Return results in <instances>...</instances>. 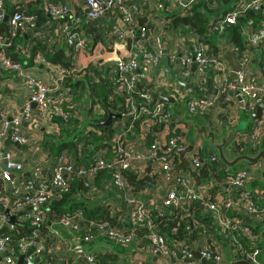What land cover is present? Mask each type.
Returning <instances> with one entry per match:
<instances>
[{
	"label": "built area",
	"instance_id": "built-area-1",
	"mask_svg": "<svg viewBox=\"0 0 264 264\" xmlns=\"http://www.w3.org/2000/svg\"><path fill=\"white\" fill-rule=\"evenodd\" d=\"M6 1L0 0V73L8 71L22 76V65L14 61L10 51L14 47L16 39L25 34L37 32L38 17L27 15L20 10L10 14L6 7ZM81 1L85 3L87 17L92 21L101 20L109 10L110 12H118L125 33H134L136 19L144 14V5L128 6L127 0H109L108 8H105L102 0ZM202 1L208 3L211 10L220 9V0H176L174 5L165 6V2L164 4L158 2L157 6L159 10L186 15ZM31 2L33 1L27 0L22 5ZM20 6L18 5L17 9ZM70 7V2L54 5L49 0H45L41 6L55 18L66 16L71 12ZM261 8L264 9V0H237L231 12L225 16L214 18L212 29L223 34L227 26L237 23L240 16L250 10ZM79 22L80 18L76 16L72 22L65 21L54 28L55 36L64 37L67 45L77 55L87 52L89 48L86 39L74 27ZM140 32L141 38L147 40L153 47L151 53L142 51V55L156 68L165 56L163 41L158 36L152 37L145 27H142ZM119 34L123 36V33ZM248 42L252 47L264 42V23L260 25L259 29L249 34ZM231 48L236 54H239L236 47L232 46ZM32 49L33 46L29 44L23 51L27 59L31 57ZM170 60H179L182 76L186 75L185 68L192 64L197 65L199 75L205 74L206 70L212 66L217 67L221 74H228L229 72L228 65L222 56L208 55V46L201 42L195 54L179 59L172 57ZM239 64L240 71L238 72L237 83H227L223 91L239 92L242 97V110L248 117L252 118L258 105L264 102V87L250 75L248 70L249 59L246 56L240 59ZM115 67L119 76L114 81V94L127 98L126 109H123L119 114H122V118L141 122L143 138L138 139L141 143H134L136 146L129 143L127 138L129 132L120 131L115 138L113 151L97 152L90 157L88 164H77L68 155L63 154L59 157L60 163L51 172L48 171L46 165L40 164L33 167L29 177L24 179L13 175L23 171V164L15 162L12 155L3 153L0 147V179L10 185V194L14 199V204L22 207L23 215L18 217L24 222H29L31 230L28 236L21 238L16 244L13 242L11 233L15 231V225L9 224L5 215L8 198L0 192V231L3 230V226L7 228V233L0 236V256L5 255V264H16V255L24 256L25 264H51L43 259V253L46 250V238L41 232L40 226L46 222L45 210L57 197L69 192L76 180H82L88 191L96 192L95 181L105 171L110 172V180L105 189L117 192L127 214L124 215L125 213L121 208H116L113 204L108 203L111 218L117 221L116 225L109 221H88L81 211H76L71 216L60 220L61 226L76 237V244L73 248L76 258L74 264H97L94 255L89 254L87 246L99 239H108L118 247L128 248L136 242V232L140 229L146 230L149 241L148 245H138L140 251L145 250L153 257L166 261L168 264H203L202 262L227 264L224 253L210 248L203 249L200 252L201 259H196L191 250L179 247L174 238L169 239L164 233L162 225L157 223L155 216L165 218L172 214L174 209H181L185 204L195 201H203L208 212L220 213L217 220H221L219 223L229 241L227 247L232 253L236 256H242L244 258L242 260H247L251 264H263L262 259L261 262L259 261V256L264 252L259 248L260 245H256L261 238L254 233L252 227L255 223V225L258 224L259 226L260 224L261 228H264V204L260 205V202L264 201V191L250 186L252 182L250 170H241L219 183L223 193L228 196L227 200L222 203H220V195L215 200L207 195V191L213 182L208 183L202 193H196L193 175L180 176L177 179L180 189L168 191L162 206L156 212L152 202L142 201L136 195L135 192L137 191L127 180L125 172L134 171L138 176L149 175L140 172L139 164L157 160L161 164V172L155 175L161 181L169 182L172 180L173 171L176 168L179 144L185 142L184 137L176 135L183 125L178 123L175 127L176 132H174V129L171 128L172 113L162 100L154 102L156 94L173 92L174 95L171 93L169 96L175 101L178 100L176 95L180 98L186 99V97L178 89L169 87L168 79L159 85L152 81L151 88H148L146 86L149 79L148 73L140 69V64L135 58L117 61ZM63 69V79L66 78V75L68 77L77 76L73 67ZM105 78L106 75L102 73L94 81L99 82ZM31 85L35 90L29 100L24 102L18 116L8 119L4 114H1L0 142L9 135L14 142L25 145L27 139L24 137L22 128L29 119H35L37 124L57 125L55 118L60 117L63 121L70 118L71 114L64 110V105H73L71 91L54 95L51 88L39 80H31ZM159 89L165 90V92ZM209 106L210 101L206 99L188 100L187 112L192 116L200 115ZM96 112L104 113L100 107L96 109ZM156 131L162 134V139L155 141L148 148L146 145L147 136ZM248 137L252 148L258 152L259 144L264 140V115L260 120L255 121ZM159 151L164 154L160 158H158ZM218 159V155L213 154L210 163L217 162ZM191 162L196 170L202 166L199 152H195ZM233 211L244 213L252 222L239 217H230L229 213ZM18 217L17 219H19ZM54 235L57 236V233L54 232ZM137 243L141 244L140 242Z\"/></svg>",
	"mask_w": 264,
	"mask_h": 264
},
{
	"label": "crops",
	"instance_id": "crops-1",
	"mask_svg": "<svg viewBox=\"0 0 264 264\" xmlns=\"http://www.w3.org/2000/svg\"><path fill=\"white\" fill-rule=\"evenodd\" d=\"M26 1L27 0H7L6 7L8 10H20V8L28 6L30 8L33 7L34 10L40 9L46 12L45 8H41L45 0H40L38 4H34L36 3V0H34V2L31 3L32 5L27 4L23 6L22 4ZM49 1L54 5L63 2H70L71 12L63 18H55L46 12L48 20L43 25L38 26L37 32L25 34L22 42H16V45L10 51V55L14 61H17L22 65L23 74L20 76L17 73H11L8 71L0 73V116L1 114H4L8 119L18 116L24 102L29 100L35 90L31 85V80H39L48 85L54 95L68 93L69 91H71L72 94L73 92L72 97L74 98V101L72 109L75 110V116L78 119L77 128L83 130L85 126L90 125L95 119L101 117V115H97L96 112H91V107L94 104L93 100L96 99L98 102L96 92H94V89L92 88L95 78L104 73L106 75V81L114 85V81L119 76L115 67L116 62L120 60L127 61L133 58L138 60L140 69L146 71L149 78L150 70L148 65L150 63L149 60L142 55V51L145 53H151L153 47L147 40L141 38L140 29L145 27L149 30L152 37L158 36L163 41L165 54L163 58L167 57L169 59L172 69H175L178 75L187 83H194V87L191 90L185 91L176 82H173L164 70L159 71V73L163 72L167 76L169 87L172 89H178V91L185 94L186 97L183 109L175 107L177 104V101H175L171 104L169 110L172 113L171 123H175L174 132H176L175 127L178 123L183 125L177 132L185 139V142L179 144L180 148H189L193 146V150L186 154V159L190 162V166L193 167L191 161L195 152H199L200 157H203L202 159L206 162H209L211 156L214 153H217L216 150L212 148L213 150H211L208 155L205 154L203 150L204 145L202 148L198 145L203 143L200 136L196 138V130L193 123H196L199 126H206L208 131L214 132L218 139L226 136L230 130H235L236 132L233 134L232 141L227 146V153L230 156L243 155L244 153L248 155H256L261 150H264V140L259 144L260 148L258 152L252 148L248 136L253 129L254 123L246 121L245 118H248V116L242 110L241 100L235 95H232V92L223 91L227 83H234L232 80V68L229 62L224 58V53L227 51L236 54L231 48L232 45L225 46V41L222 42V45H218L220 55L228 65V74H221L217 70V67L212 66L206 70L205 74L199 75L197 65L192 64L185 68L184 72L186 75L182 76V73L180 72V63L178 62L179 60H170L172 57H177L179 59L181 57L195 54L197 47L200 44V37L193 29L181 24L174 25L173 20L169 18L173 15V12L158 9V2H162L163 4L165 2V6H169L174 5L176 0H127L128 6H135L138 4L144 5V14L136 19L134 33H125V28L122 26L121 17L118 12H110L109 10L108 16H104L98 21H92L87 17V7L81 0ZM234 2L235 0H231L226 4L222 2L219 12L213 15L210 24H212L215 17L225 16L226 11L232 10L233 5L235 4ZM18 5H21L19 9H17ZM76 16L80 18V22L74 27L76 29L78 28L81 36L86 39L89 45L87 52L78 55L67 45L64 37L55 36L54 34V28L56 26L65 21L72 22L73 18ZM94 29L96 30V33L93 31ZM211 30L213 31V29ZM119 33H123V36H120ZM249 34L250 31H246L245 50L238 54V60L240 61L244 56L249 59L248 70L250 75L264 87V42L256 47H252L248 42ZM29 44L33 46V49L31 57L27 59L24 56L23 51ZM210 49L208 48L209 54L212 51V49ZM14 54L15 57L13 56ZM58 55L62 56L66 60L64 62L70 64V67H73L77 72L76 77L69 78L68 81L63 79V68L65 67L61 63H55L52 61L54 58H57ZM146 84L148 88H151L153 83L149 85L147 80ZM159 90L165 92V90ZM164 95L167 96V94ZM194 99H206L210 101V106L203 114L192 116L187 112V101ZM242 122H245V128L243 129H241ZM113 127L116 129V133L120 131L129 132L127 136L128 142L133 145H135L134 143L140 142V140H138L139 138H143V129L140 121L133 122L129 119L121 118L116 120ZM22 129L24 137L27 139L25 145H20L19 143L14 142L9 135L0 142L1 151L3 153L11 154L15 162L21 163L24 166L22 172L14 173L13 175L18 178H28L32 168L40 164L46 165L48 171L51 172L52 169L60 163L59 157L61 155L55 157L46 150L44 147L45 138L46 136H60V128L57 125L37 124L36 120L32 118L23 124ZM161 139L162 134L160 132L152 133L149 136V139H146V145L150 148L149 146L151 144ZM113 140L115 141V139ZM114 141L113 147L110 148V151H113L114 149ZM237 149H241L242 151L238 153ZM63 154L68 156L72 155L69 151H64ZM162 155H164L162 151H159L158 158ZM176 161L177 164L173 171V178L169 182L161 181L160 178L155 175L156 173L161 172V164L157 160L139 164L140 172L142 174L144 172L149 174L152 182L135 193L140 197V200L152 202L155 212L162 206L163 200L168 191L172 189H180L177 182V179L180 176L193 175L195 179L194 174H196V172H192L189 168L180 170L178 175L175 176L177 167L180 164L179 152ZM87 163L88 161H81L78 164ZM243 168L245 167L229 170V174H227L228 178L241 170H247ZM261 170V163L252 165L250 170L252 182L250 186L264 191L261 187L257 186ZM142 177L143 175L140 176V178ZM98 178L95 181L96 192L92 193L84 188L74 191L70 197L69 203L66 204L67 210L70 206L72 207L84 203V207L88 212L87 215L100 217L102 212L99 211V207H105L106 203H111L116 206V208H121L123 213H125L124 215H126L127 211L121 199H119L117 192L105 189L110 177L107 178L101 176V178ZM209 182L217 183L216 180H208L198 186L195 179L194 189L196 193H202L204 191L203 187ZM0 192L8 198L6 209L11 208V215L17 217L20 216L23 212L22 207L14 204V199L10 194V185L3 182L1 179ZM218 195H220V203L227 200L228 196L223 193V191ZM262 203L264 204V201L260 202V205H262ZM187 208H189V204L183 206V209ZM205 213L211 214L214 223L212 222L213 224H211V226L202 224L201 228L203 233L200 234L199 238L190 239L189 231L186 232L184 239L176 240L178 246L191 250L194 255L205 248L216 249L224 253L227 264L239 261L236 258V255L227 247L229 241L226 239L223 228L219 223L221 220H217L220 213L216 212L213 214L208 211H205ZM229 216L239 217L250 223L252 222L251 219L242 212L233 211L229 213ZM3 228L5 227L3 226ZM54 232L57 233V236H53ZM45 234L46 250L43 253V259L51 264H74L76 258L73 248L76 244V237L63 228L60 221L57 219L49 222L48 230ZM138 245L142 246V244L134 242L128 248H120L109 241L99 239L89 244L87 250L89 254L97 256L99 254H117L119 258L118 264H168L166 261H161L160 259L153 257L145 250L140 251ZM262 245L263 244H260V247H262ZM262 255L259 256L260 262ZM0 257L2 258L0 264H5V255H1ZM20 257L21 256L16 255V264L19 263L18 260ZM194 257L196 258V256ZM202 263L206 264L205 262Z\"/></svg>",
	"mask_w": 264,
	"mask_h": 264
},
{
	"label": "trees",
	"instance_id": "trees-1",
	"mask_svg": "<svg viewBox=\"0 0 264 264\" xmlns=\"http://www.w3.org/2000/svg\"><path fill=\"white\" fill-rule=\"evenodd\" d=\"M32 1L34 2V0ZM229 1L231 0H220V3L224 2V4H226ZM236 1L237 0H235V2ZM39 2L40 0H36V3L34 4H38ZM31 3L29 4L32 5ZM24 7L25 8H20L22 12L26 13L27 15H35L38 17V26L43 25L48 20V15L45 11L40 9L34 10L33 7L30 8L28 6ZM232 10L226 11L225 15ZM8 11L10 14H13L16 9ZM218 12L219 10H211L208 6V3L202 1L195 5L189 14H173L169 18L173 20L174 25L181 24L193 29L194 32H196V34L200 37V42L208 46L209 49H212L210 53L211 55L208 53V55L210 56H220L218 45H222L223 41H225V46L232 45L238 49V53L243 52L245 50L246 31H250V33H252L253 31L259 29L260 25L264 23L263 8L259 10H250L244 15L240 16L236 24L227 26L225 32L223 34H219L209 28L211 18ZM93 31L96 33L95 29ZM23 40L24 37L16 39L14 41V46L16 45L17 41L20 43ZM13 56L15 57V54ZM52 61L55 63H61L65 68L71 69L70 64L64 62L66 60L62 56L58 55V57L54 58ZM69 78L74 77H68L66 75L65 80L68 81ZM106 80L107 79L105 78L101 79L99 82L93 81L92 84V88L94 89V92H96V98L100 103H98L96 99H94V104L91 107V112H96V109L100 107L104 113L100 114L96 112L97 115H101V117L95 119L90 125L85 126L83 130L77 128L78 119L75 116V110L72 109L73 105H64V110L70 113L71 116L68 120L65 121H63L60 117L55 118V122L60 128V136H46L45 138L44 147L52 156L58 157L62 155L64 151H69L73 155L72 159L78 164L81 161L89 162L90 157L97 152L110 150V148L113 147V139H115L118 134L116 133V129H114L113 127L116 120H114L109 126L100 124L106 122L111 114H119L123 111V109H126L127 98L115 95V86L112 83H108ZM163 102L167 105L168 108L171 107L170 103L165 101ZM245 119L247 122L255 123V121L250 117ZM174 125V122L171 123L172 128H174ZM153 133L159 132L156 131ZM150 135L147 136V139H149ZM176 135H179V133H177ZM241 149H237V152L240 153ZM245 154L246 153H244L243 155ZM202 158L200 157L202 166L196 170V175L198 178H200L202 184L204 182H207L208 180L217 181V183H211L212 186L207 191V195L211 198H214L215 200L218 194L222 192V188L219 186V183H222L228 178L227 174H229L228 171L231 169L223 164L220 159H218L217 162L210 163V160L209 162H206ZM101 176L109 178L110 172H102L99 177L101 178ZM125 176L130 184L135 187L136 191L143 189L146 185H149L150 182H152L149 175L140 178V176H138L134 171L125 172ZM206 186H204L203 188H205ZM81 188L87 190L82 180H76V182L72 184L69 192L63 193L61 196L57 197V199H55L54 202L47 207V210H45L46 222L40 226V230L44 235H46L45 232L48 230L49 222L54 219L60 221L66 217L71 216L76 211H81L88 221H109L113 225L117 224V221L114 218H111L108 203L105 204V207H99V211L102 212V215L100 217L87 215L88 212L84 207V203H80L72 207L70 206L71 208L68 207L67 210L66 204L69 203L72 193ZM205 211L207 210L205 208L204 202L195 201L190 203L189 208L187 209H174L173 213L167 215L165 218H158L157 216H155V218L157 219V223L162 225L164 233L167 232L166 234L169 239L174 238L175 240H182L185 238V233L188 231L190 233V239H193L199 238L200 234L203 233L201 228L202 224L211 226V224L214 223V219L212 218L211 214L205 213ZM21 215H23V213ZM257 227L261 228L262 226L260 224L259 226L258 224H256L252 227V229L254 233L262 239L260 232L261 229L257 230ZM30 233L31 230L29 222H24L21 218H19L17 219V224L15 225V231L11 233V237L13 239V242L16 244L17 241L28 236ZM104 240L112 243L108 239ZM135 241L140 242L142 246L148 245L149 241L147 240L146 230H138L136 232ZM263 246L264 244L259 248L263 250ZM94 257L97 261V264H118L119 260L117 254H99L98 256L94 255ZM236 258L238 260L244 259L242 256H236Z\"/></svg>",
	"mask_w": 264,
	"mask_h": 264
},
{
	"label": "water",
	"instance_id": "water-1",
	"mask_svg": "<svg viewBox=\"0 0 264 264\" xmlns=\"http://www.w3.org/2000/svg\"><path fill=\"white\" fill-rule=\"evenodd\" d=\"M105 4V8H108V2L109 0H102ZM108 12H106L105 16H108ZM213 24H210L209 28L212 29ZM224 58L229 62L231 68H232V80L234 83H237L238 80V72L240 71V64H239V60H238V54H233L230 51H227L224 53ZM149 79H148V84L150 85L152 83V81H154V79L156 78V75L158 74V72L160 70H164L169 76L170 79L173 82H176L181 88H183L185 91H189L194 87V83H187L181 76L178 75L177 71L175 69H172V67L170 66V61L167 57L163 58L161 60V62L159 63V65L154 68V66L152 64H149ZM232 95H235L236 97H238L241 101H242V97L239 95V92H232ZM157 100H162L165 102H168L170 104H173L175 102V99L170 97V96H166L162 93H158L155 96V100L154 102H156ZM153 105V104H152ZM35 106V105H34ZM152 107V106H150ZM264 115V102H261L258 105L257 111L255 114L252 115V119L254 121L256 120H260ZM122 118V114H111L108 118V120L104 123H101L100 125H105V126H109L112 124V122L114 120H118ZM194 124V128L196 130V138L197 137H201L204 140L209 142V145L216 150L219 159L222 161L223 164H225L229 169H234L236 168L237 165L242 164V163H246L248 165H257L258 163L262 164V170L260 173V178L262 180H264V150H261L258 154L256 155H234V156H230L227 151L226 148L228 146V144L232 141L233 138V134H235V130H230L226 136L218 139L215 135L214 132L212 131H208L206 126H199L196 123ZM193 150V146L189 147V148H179L178 152L180 154V164L177 167V170L175 172V176L178 175V172L180 170H184V169H191L192 172H196V169L190 166V162L186 159V154L190 153ZM195 175V179L197 182V185L200 186L201 185V180L200 178L196 177ZM6 218H7V222L9 224H13L16 225L17 224V216H13L11 215V208H8L5 212ZM260 227H257V230H259ZM261 237H262V242L264 244V228H261ZM7 233V228H3V230L0 231V236L3 234ZM196 258L200 259V252L196 253ZM2 260V258L0 257V261ZM19 263L18 264H24L25 263V257L21 256L19 258ZM262 261L264 264V255L262 257ZM231 264H251L249 261L247 260H239L236 262H232Z\"/></svg>",
	"mask_w": 264,
	"mask_h": 264
},
{
	"label": "rangeland",
	"instance_id": "rangeland-1",
	"mask_svg": "<svg viewBox=\"0 0 264 264\" xmlns=\"http://www.w3.org/2000/svg\"><path fill=\"white\" fill-rule=\"evenodd\" d=\"M166 79H167V76H166L163 72H160V73L156 76L154 82H155V84L159 85V83H161V82L163 83ZM72 95H73V92H72ZM176 96H177L178 100H177V104H176L175 107H178L179 109H183V107H184V103H185L186 99H185V98H180L178 95H176ZM179 98H180V99H179ZM243 128H245V122H242V123H241V129H243ZM172 129H174V128H172ZM201 140H202V143H203V144H198V145H199L201 148H202L203 145H204L203 150H204L205 154L208 155L209 152H210L211 150H213V149H212V147L209 145V142H208V141L204 140L203 138H201ZM200 142H201V141H200ZM227 152H228V147H227ZM69 156L72 157V155H69ZM241 167H245V168H243V169L251 170L252 165H248V164H246V163H242V164L237 165L235 169H239V168H241ZM231 170H233V169H231ZM260 173H261V172H260ZM257 186L261 187V188L264 190V180H262V179L260 178V179L258 180ZM59 228H61V227H59ZM260 244H263L262 239H260V241H259L258 243H256V245H260ZM115 246H116V245H115ZM120 248H121V247H120Z\"/></svg>",
	"mask_w": 264,
	"mask_h": 264
},
{
	"label": "flooded vegetation",
	"instance_id": "flooded-vegetation-1",
	"mask_svg": "<svg viewBox=\"0 0 264 264\" xmlns=\"http://www.w3.org/2000/svg\"><path fill=\"white\" fill-rule=\"evenodd\" d=\"M161 62V61H160ZM166 94H167V96H169V95H171V93L174 95V93L173 92H165ZM164 93V94H165ZM163 94V93H162Z\"/></svg>",
	"mask_w": 264,
	"mask_h": 264
}]
</instances>
